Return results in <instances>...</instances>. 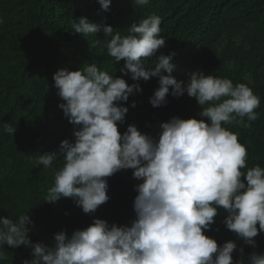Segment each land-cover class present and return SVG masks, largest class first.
Wrapping results in <instances>:
<instances>
[{"label":"clouds","instance_id":"clouds-1","mask_svg":"<svg viewBox=\"0 0 264 264\" xmlns=\"http://www.w3.org/2000/svg\"><path fill=\"white\" fill-rule=\"evenodd\" d=\"M97 2L104 11L111 4V0ZM133 3L145 7L150 0ZM160 25V17L152 14L131 23L122 36L86 17L73 21L77 34L96 36L103 31L111 37L103 47L116 64L125 62L120 71L134 83L100 70L96 63L54 74V87L64 101L58 107L74 126V142L65 139L58 152L41 154L34 161L48 169L63 158L44 202L70 198L83 213L93 214L109 200L106 178L131 169L133 179L142 181L134 188L135 219L124 225L94 219L71 236L56 233L54 245L48 246L30 241L33 222L27 213L15 220L0 217V249L5 244L31 249L32 259L22 264H245L243 259L233 261L235 242L218 246L205 235L220 208L228 213L226 228L246 245L255 247L253 238L264 232V167L247 168L246 146L225 127L244 125L245 118L257 120L259 97L244 83L234 85L230 79L199 70L191 72L186 82L177 81L172 75L175 53L161 54L149 64L165 46ZM151 78L159 83L149 98L153 108L166 106L169 95L187 94L202 109L200 119L173 117L160 123L158 139L142 134L135 125L121 134L118 125L125 123L129 111L123 103L142 92L141 80ZM15 130L4 124L5 133L13 135ZM239 251L242 256L243 248ZM247 264H264V253H251Z\"/></svg>","mask_w":264,"mask_h":264},{"label":"trees","instance_id":"trees-1","mask_svg":"<svg viewBox=\"0 0 264 264\" xmlns=\"http://www.w3.org/2000/svg\"><path fill=\"white\" fill-rule=\"evenodd\" d=\"M152 14L161 19L160 35L165 46L149 64H154L161 54L175 53L172 75L177 81L186 82L189 74L197 70L206 76L230 79L234 85L241 83L239 75L243 72L253 75L251 89L260 99L255 110L258 119L249 122L245 118L244 125L225 127L246 146L247 168L257 164L264 167V0H150L145 7L136 6L133 0H111L107 11L97 0H0V217L15 220L27 213L33 222L29 226L32 243L53 246L56 233L65 231L71 236L73 231L90 226L94 219L117 225L135 219L134 188L142 181L133 179L131 169L106 178L109 200L95 213L85 214L70 198H61L54 204L44 202L48 189L54 185L56 171L63 167V158L55 160L48 169L34 161L41 154L58 152L65 139L74 142V126L58 107L64 103L54 87L53 76L58 70L77 71L96 63L100 70L124 78L129 85L134 83L120 71L125 62L116 64L103 47L111 37L103 31L96 36L77 34L71 26L73 21L86 17L91 23L111 26L113 34L119 32L123 36L128 34L131 23H139ZM249 24L257 29L252 50L245 58H236L231 73L219 70L218 32ZM96 40L101 44H96ZM139 83L142 92L134 93L123 103L129 111L125 123L118 125L121 134L129 125H135L142 134L158 139L160 123L173 117L200 119L198 113L202 109L195 98L169 95L166 106L153 108L149 98L159 87L158 78ZM5 123L15 127L13 135L5 133ZM227 215L224 209H218L215 222L205 235L216 240L218 246L235 242L234 262L243 259L247 264L251 253H264V232L253 238L255 247L246 245L226 228L223 221ZM0 255L4 257L0 264H22L32 259L31 249L24 246L9 248L5 244Z\"/></svg>","mask_w":264,"mask_h":264},{"label":"rangeland","instance_id":"rangeland-1","mask_svg":"<svg viewBox=\"0 0 264 264\" xmlns=\"http://www.w3.org/2000/svg\"><path fill=\"white\" fill-rule=\"evenodd\" d=\"M257 36L256 26L234 25L222 28L216 41V62L219 70L231 73L235 68L236 58H245L252 50L253 39ZM264 73V70H263ZM241 83L250 88L254 85V77L249 72L239 75Z\"/></svg>","mask_w":264,"mask_h":264}]
</instances>
